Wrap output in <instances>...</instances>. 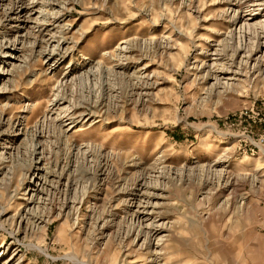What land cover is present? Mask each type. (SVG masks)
<instances>
[{
  "label": "rangeland",
  "instance_id": "rangeland-1",
  "mask_svg": "<svg viewBox=\"0 0 264 264\" xmlns=\"http://www.w3.org/2000/svg\"><path fill=\"white\" fill-rule=\"evenodd\" d=\"M0 264H264V0H0Z\"/></svg>",
  "mask_w": 264,
  "mask_h": 264
},
{
  "label": "built area",
  "instance_id": "built-area-1",
  "mask_svg": "<svg viewBox=\"0 0 264 264\" xmlns=\"http://www.w3.org/2000/svg\"><path fill=\"white\" fill-rule=\"evenodd\" d=\"M259 143H260L259 145L263 147V139H261V140L259 141ZM255 147L257 148V146H255ZM257 149H259V148H257Z\"/></svg>",
  "mask_w": 264,
  "mask_h": 264
},
{
  "label": "bare ground",
  "instance_id": "bare-ground-1",
  "mask_svg": "<svg viewBox=\"0 0 264 264\" xmlns=\"http://www.w3.org/2000/svg\"><path fill=\"white\" fill-rule=\"evenodd\" d=\"M128 20V19H127ZM116 23V22H115ZM238 50H236L235 52H237ZM239 51H242V50H239Z\"/></svg>",
  "mask_w": 264,
  "mask_h": 264
}]
</instances>
